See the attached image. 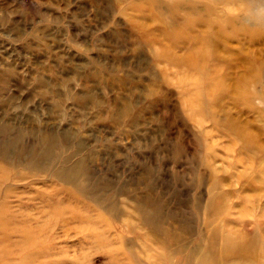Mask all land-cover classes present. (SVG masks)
Wrapping results in <instances>:
<instances>
[{"label":"rangeland","instance_id":"374dc122","mask_svg":"<svg viewBox=\"0 0 264 264\" xmlns=\"http://www.w3.org/2000/svg\"><path fill=\"white\" fill-rule=\"evenodd\" d=\"M98 1L0 0V75L8 68L14 70L8 83L0 81L1 88L4 86L2 92L0 89V125L10 122L14 131L23 127L54 134L68 131L74 136L71 145L80 143L82 154L91 157L86 166L95 173L92 181L99 180L113 190L130 183V198L118 195L119 217H109L105 210L90 213H100L110 222L113 243L105 247L97 241L89 244L87 235L93 225L74 221L71 227L76 231L59 230L66 215L57 211L41 215L40 204L31 206L36 208L33 210L28 206L26 210L42 221L48 218L53 226L56 223L51 234L63 236L50 243L61 250L52 249L53 254L58 251L57 256L46 258L38 250L50 243L40 240V247L27 246L21 252V256L35 253L31 262L24 256L5 257L0 252V264H47L52 260L59 264H107L108 250L128 248L138 264H177L179 261L165 256L162 233L153 232L144 223L142 215L151 206L157 208L158 227L176 229L185 246H197L205 230L215 228L224 235H256L262 249L264 171L259 170L264 154L252 159L243 141L264 147V101L244 93L253 91L256 81H264V35L248 43L244 39L250 32L232 31L237 23L226 19L237 17L234 8L243 6L239 1L224 5L220 0V4L213 0H162L163 10L174 17L172 25L163 23L167 31L152 19L155 16L136 18L140 14L134 9L138 0L116 3L112 9L106 7V0ZM190 26L191 35L178 37L176 42V33H182L179 29L184 27L180 30L185 32ZM202 33L218 46L213 51L215 57L204 70L177 63L172 57L194 48ZM246 57L249 62L240 61ZM258 64L259 73L255 69ZM201 76L204 84L199 83ZM216 78L220 79L219 91L214 88ZM41 90L48 98L40 96ZM240 91L249 98L239 97ZM67 92L89 93L103 110L113 107L117 121L94 120V108L79 111L67 99ZM202 97L204 111L198 107ZM125 105L132 109L130 126L121 112ZM225 125H230V130L223 129ZM30 137L25 135L23 143L27 145ZM74 149L71 146L66 152L72 154ZM77 159L79 156H74L72 162ZM221 178L225 180L222 187L214 191L227 193L224 204L228 211L220 216L210 214L207 225L203 203L212 181L219 183ZM23 182L19 191L25 187ZM29 185L34 192L60 187L57 182L38 179ZM22 197L26 202L23 208L36 202ZM15 248L12 254L18 255ZM258 253L249 260L230 257L228 264H264V254Z\"/></svg>","mask_w":264,"mask_h":264},{"label":"bare ground","instance_id":"6f19581e","mask_svg":"<svg viewBox=\"0 0 264 264\" xmlns=\"http://www.w3.org/2000/svg\"><path fill=\"white\" fill-rule=\"evenodd\" d=\"M124 1L127 0H106L105 4L106 7L112 9L114 8L116 3L118 4ZM175 1L176 0H174V3ZM213 1H216L217 3L224 2V5L226 2L232 3L239 1V5H243L240 6L242 7V9L238 7L234 8V10L239 13L237 17H228L226 21H228L229 23H237V25L232 26L233 32L240 31V29L245 30L246 32H250L251 36H249V38L244 39L243 37L245 42L249 43L253 41L254 43L264 35V0ZM97 2L99 3L98 0ZM162 2V0H138L139 5L137 4L138 6H136L134 9L140 14L136 18L139 19L143 16L147 17L151 15L155 16L152 19L157 20L161 28V24L163 25L164 22L165 24L167 23L169 25H172V20L174 17L168 14L166 10H163L164 7L161 5ZM175 7L177 8L178 6L176 5ZM144 11H149V14L145 13ZM239 15H241V17H239ZM162 29L167 31L164 25ZM180 29L185 30L184 27ZM180 29L179 32L182 33H180V35L176 33V42L180 37L185 36V34L191 35V26L185 32H183L184 30ZM116 33L120 35L119 31H117ZM208 37V35H204L203 33L200 34L199 37H195L197 39V45L194 48L189 49V51L181 57L172 58L177 63L179 62L181 64L193 66L198 68V70H204V67L210 61V58L215 57V53H213V51L218 49V46L213 42V39L210 40ZM170 56L173 55L170 54ZM248 60V57H246V59L240 58V61H242L243 63L249 62ZM259 65L260 64H258L255 68L256 72L258 73L261 69H259ZM13 74V68H8L7 71H3V73H1L0 81L6 84L9 76H12ZM198 80L200 84H204L205 82V79L202 78V76L198 77ZM255 84L256 86L253 91L245 90L244 93L246 94L247 92H250L252 94L250 96L251 98H256L258 100L262 99L264 101V81L259 80L256 81ZM1 85L0 89L2 92L4 86H2L1 88ZM214 88L217 89V91L220 90L219 78H216V81H214ZM241 92L242 91H240V94H238L239 97L243 96ZM199 95L200 89H198L197 98L199 97ZM40 96L44 98L47 97V92L41 90ZM243 97L249 98L247 97V95ZM67 99L72 101V104L75 105V107L77 106L76 109H78L79 111H83L84 109L86 110L92 106V108H94V120L103 122L108 121L112 124L117 121L116 113H114L113 107H107L103 110V106L100 105L99 100L91 97L89 93H85L83 95H71L70 92H67ZM57 102L59 103V101ZM198 105L199 109L202 108V111L205 110L203 97L202 99L198 100ZM121 112L127 117V122L130 126V113L132 112V109L130 108V106L125 105L122 108ZM135 119V117L132 119L131 124H134ZM229 128L230 125H225L223 129H226L228 131L230 130ZM12 132H14V134H10ZM27 133L32 136L30 137L32 139L29 142L30 144L27 143L26 145L23 143V141L25 135H28ZM71 136L73 135H71V133H69L68 131L54 134L45 129L37 128H31L30 130L26 131L23 127V129L16 128L14 131L12 130L10 122H6L5 124L0 125V244L4 245L0 248V252H2L5 257H8L10 255H16V257H18L20 255V257L24 256V259L27 258L28 261L31 262L34 258L35 253H33V255L32 251H30V253H26L21 256V252L23 249H25L27 246L35 247L36 245H39V242L37 241L40 240H46L47 242L49 241L48 243H50L52 240L60 239L63 236L62 235L60 237L58 235L55 236V234H51V231L54 230L56 223L54 224L55 226H53V223L48 221V218L45 221H42L41 219H39V216L33 215V212L31 213L28 212L29 210H26L27 208L35 205V203H37L38 205L40 204L39 208L41 209L38 210L39 212H37L41 215L43 214L50 216L52 213H56L57 211L61 215L67 216L66 220H63L62 222L60 221L61 224L59 230L65 229L66 231L67 229L71 230L73 228V230L76 231V228L74 226L71 227V223H74V221H82V224L89 223L90 225H93V229L88 231L89 234L87 235V237L89 238V244H93V242L97 241V243H102L105 247L110 246L113 243V241L111 240V238L113 237V235L111 234L113 230L110 226L109 220L107 218L101 217L100 213L95 216L90 213L92 211L105 210L109 217H119L120 209L116 199L118 198V195H125L130 198V188H128L130 183L120 186L116 190H113L109 187V185L107 186L106 183L104 185L99 180L93 182L92 180L95 173L92 174V170L90 171V168L86 166V162L88 161L87 159H90L91 157L88 158L87 154H82L81 144L77 142V144L74 145V153L68 154L66 152L71 146L74 147L73 143L71 145ZM247 138L253 139V137ZM243 142V144L245 145L244 148H246L247 150L250 149L252 153V159L257 160L259 159V153L264 154V147H252V141L249 140H244ZM91 154H93V152ZM74 156H79V159H77V161L73 163L72 159L74 158ZM59 163H61L62 166L59 167ZM260 171H264V163L259 172ZM27 179H30L29 182H23L27 181ZM36 179L41 180L44 183H47L49 181L50 183L57 182L60 187L49 188L48 191L36 189L34 192L33 188L31 187L32 185L29 184L30 181H34ZM224 181L225 180L221 178L219 183L218 180H214L210 184L209 197L203 203L202 213L205 217H207L206 222L208 224L205 223L207 225H210V214L211 217H214L226 213L227 207L224 204V200L227 197V193L225 191H214L222 187L220 184ZM6 182H8V185L6 184L5 188H2V184ZM20 182H23L25 186L21 191L18 190L19 186H21V184H19ZM9 183L15 184V187H12V185H10ZM68 185L72 186L73 190L69 188ZM24 195H26V197L30 200L29 202H36L28 203L26 207L23 208L24 205L22 206V204H25L26 202L21 198H23L22 196ZM11 198H14V200H11ZM72 203L74 205L71 206ZM62 204L64 205L61 206ZM59 205L62 208L59 207ZM35 206L36 208H38L37 205ZM151 207L150 210L149 207L146 208V212H144L142 215L144 223L149 224V226H151L152 228V231L154 230L162 233L163 239L161 240H163L162 242L165 250V256L168 259H176L177 261H179L177 262V264H228L227 259L230 257H235V259L245 258L246 260H249L250 257H254L253 254H257L258 252V254H264V247H262V249L258 247L256 235L248 236L247 234L240 232H231L224 235V233H219L218 229L215 228L209 229L207 231L205 230L206 233L204 232L205 234H202V238L200 237V240H198L199 243L197 246H185L183 245V243H181V236L178 234V232L175 231L176 229L172 230V228L170 229L164 226L162 228L158 227L161 220H158V214L155 211L157 208L151 209ZM33 208L31 207L29 209L33 210ZM197 208H199L198 205ZM114 234L115 236H118L116 235L115 231ZM11 235H14L12 237L13 239H10L9 236ZM128 240L126 244L130 245V241ZM55 246L50 243V245L44 247L43 249H39L38 251L41 252V254H43V256L46 258H53V255L58 252L56 251L54 254L51 253V250L55 249ZM15 247H17V249ZM14 248L15 251L18 250L20 252L18 255L12 254V252H14ZM57 249L61 250V248ZM39 252H37L36 254H39ZM106 253L108 254L107 264H138L137 259L133 258V254L132 252H130V248H128V250L126 251L108 250ZM262 258H264V256H262ZM17 260H19V258ZM54 263L59 264L60 262H54L52 260L47 264ZM9 264L12 263L10 262Z\"/></svg>","mask_w":264,"mask_h":264}]
</instances>
